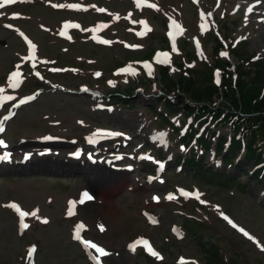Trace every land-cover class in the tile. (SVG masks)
<instances>
[{"label": "rangeland", "instance_id": "rangeland-1", "mask_svg": "<svg viewBox=\"0 0 264 264\" xmlns=\"http://www.w3.org/2000/svg\"><path fill=\"white\" fill-rule=\"evenodd\" d=\"M72 1L75 0H17L15 4L0 8V13H3L0 15V89H3L0 95L12 97L0 105V117L17 98L40 90L34 100L18 108L15 116L5 121L6 129L0 132V141L7 142L12 149V160L0 163V264H22L23 251L31 242H35L37 247L28 263L92 264L81 245L73 239L72 229L78 222L83 225L84 241L96 244L107 253L101 256L93 248L106 264H212L215 262L211 257L212 252L206 250L209 249L207 243L210 241L212 248L219 241L220 256L235 258L239 264H264V189L259 182L242 173L243 169L249 168L244 163L230 167L210 150L205 153L203 165L222 173H231L232 181L225 182V177L221 180L217 175L211 176L203 171L195 172L192 165L182 161L181 169L175 170L177 165L168 163L160 176L147 181L144 175L148 171L153 173L154 166L148 165L146 161H135L132 158L125 162L111 160L105 163L103 159L100 165H89L83 160L71 158L74 148L78 146L82 148L79 159L88 158L89 153L95 158L94 154L98 151L95 143L100 142V148L105 153L109 146L116 145L115 141L110 140L114 137V131H117L120 143L121 134L132 135L130 139H123L128 144L121 147V150L129 153L141 144V148L136 150L142 154L157 151L158 157L154 155L155 158L168 154L188 157L186 149L177 151L178 145L173 139L174 146L169 144L162 148L157 147L156 142L148 141L149 136L161 129L153 122L155 116L146 106L155 104L161 92L171 95L170 99L176 103L184 95L173 97L169 88L174 93L176 88L173 85L167 88L159 80L157 71L153 73L155 79L147 77L149 81H143V74L138 71L136 76L127 79L137 80V87L141 90L135 88L129 96L130 88L134 86L126 88L128 84L124 82L125 76L118 74L123 67L121 64H135L134 59L164 47L163 16L170 11L177 13L188 30V34L184 31L182 37V41H189L185 46H196L191 35L198 32L199 18L202 20L201 30H209L215 27L212 14L216 18L226 12L222 22H226L229 27L230 37L245 39L250 51L264 56V0H222L221 6L217 0H197L198 6L193 5L194 1L191 0H147V5H139L146 9L131 10V13L128 8L136 0H78L68 11L53 9L54 2L67 7ZM255 2L258 3L253 6ZM198 7L201 11L197 14ZM134 9H138L137 1ZM115 12L119 15H114ZM13 14L18 15L14 18ZM64 18L79 21L80 27L75 29L79 33L82 25H90L87 33L92 32L94 27L101 28L111 44L84 42L82 35L77 34L72 43L62 41L56 36V30ZM132 21L135 22L133 26L130 24ZM146 22H150L152 30L140 31L143 35H136V31ZM77 25L66 22L60 30L68 36ZM22 35L28 38V43L24 42ZM95 35L100 36L101 33ZM205 37L201 36L204 51L198 49V55L208 62L202 61L209 63L213 62L211 55L215 41L204 40ZM87 41L96 42L91 39ZM133 41H138L141 47L132 53L126 45ZM178 46L180 50L184 48L183 44ZM64 47L67 48L65 51L62 50ZM36 51L56 61L38 60L35 58ZM182 60L180 57L179 61ZM172 61L175 62V59ZM173 62L168 64L170 74L179 79V71ZM194 64L198 68L202 67V63ZM114 68L115 75L112 74ZM36 70L40 72L37 77L41 80L36 78ZM17 71L20 75L10 84L12 73ZM96 73H100L98 78ZM109 78L112 80L110 84L107 83ZM115 82L121 88L125 87L123 97L129 96L127 101L110 99L112 95L108 92ZM13 84L16 87H12ZM58 84L69 91L58 90L54 86ZM83 84L99 93L78 92L79 86ZM100 103L112 107L100 108ZM158 108H161L160 104ZM184 120V117L177 118L180 130L185 128ZM170 134L175 138L173 132ZM23 139L28 141L29 146L17 148ZM38 139H47L49 143L40 145ZM96 139L99 141L96 142ZM167 139L171 141L169 137ZM24 152L29 153L30 158L39 152L43 156L35 157H39V160L33 157L31 162L17 168L14 165ZM127 162H133L135 169L129 172L130 179L125 175L122 182L124 185L112 193L100 192L85 180L87 174L91 180L105 178V174L119 180L126 172H112L107 167H124ZM77 169L86 170V173L75 172ZM177 186H197L199 199L184 200L186 198L177 194ZM88 190L93 192L96 200L92 197L84 199L85 193L91 196ZM170 191L173 192L172 199H168ZM152 194L157 197L154 201ZM9 199H14L27 213L25 222L28 227H24L23 234L17 233V219L5 206ZM206 199L208 204L203 206ZM104 204L116 206L119 212L116 218L108 214ZM147 209L158 216V223L152 224L142 218L141 212ZM226 215L227 219H219ZM193 216L196 218H186ZM183 219L186 222L191 220L192 223H203V236L188 233ZM172 224H182V229L186 230L184 237L174 236L171 232ZM241 228L248 236L240 231ZM142 235L149 237L154 247L163 252V256L146 258L141 249L139 254H129L125 249L126 243ZM177 256H182L185 262L180 263Z\"/></svg>", "mask_w": 264, "mask_h": 264}, {"label": "trees", "instance_id": "trees-1", "mask_svg": "<svg viewBox=\"0 0 264 264\" xmlns=\"http://www.w3.org/2000/svg\"><path fill=\"white\" fill-rule=\"evenodd\" d=\"M235 57L238 61H246L249 56L245 52V45L234 49ZM228 64V62H227ZM256 70L251 76L243 70V63L237 66L238 77L234 85L226 73L223 74L224 83L221 87V97L223 103L217 108H211L204 102H212L218 95L217 87L212 83V75L204 76L201 71H191L189 77L182 76L180 79L181 88L187 91L201 105L188 106L184 108L191 113H206L213 115L214 119L222 124H228L232 131V139L224 157L232 160L240 151L242 145L240 139L244 140L243 160L248 163L258 165L264 161V60L255 64ZM168 106L173 108L170 102ZM220 136L217 139L218 151H222L223 140ZM205 139L199 137L198 143H204ZM260 170L252 173L255 178L261 177L259 181L264 184V172ZM226 176V180H230Z\"/></svg>", "mask_w": 264, "mask_h": 264}, {"label": "snow or ice", "instance_id": "snow-or-ice-1", "mask_svg": "<svg viewBox=\"0 0 264 264\" xmlns=\"http://www.w3.org/2000/svg\"><path fill=\"white\" fill-rule=\"evenodd\" d=\"M16 2H17V0H0V8H3L5 5L15 4ZM54 6H60V5H54ZM100 11L103 12L104 9H100ZM0 15H3V13H0ZM17 15H18V14H13V17L15 18ZM7 27H12V25H7ZM60 34H61V35H64L63 32H61ZM139 34H140V35H143V33H139ZM103 42H104V43H109V41H103ZM32 47L34 48L35 45H32ZM159 55H160V54H158V56H159ZM222 55H226V53H222ZM165 56H166V54H165ZM162 62H166V60H165V61H162ZM145 66L148 67L147 65H145ZM53 70H54V71H59V69H53ZM121 71H130V69H122ZM19 75H20V73H19L18 71L12 73V76H13V77H16V76H19ZM96 75L99 76L100 73H96ZM217 82H219V81L217 80ZM11 86H12V87H16L15 84H13V85H11ZM2 92H3V89H0V93H2ZM32 98H33V97H27V99H29V100L32 99ZM4 99L11 100L12 97H11V96H2V95H0V102H2ZM24 102H25L24 100H21V101H20L21 104H23ZM3 130H4L3 127L0 126V132H2ZM0 143H3V142L0 141ZM192 194H193V193L183 192V195H185V196H189V195H192ZM196 195H197V198L199 199V195H198V194H196ZM83 196H84V199H91V196H89L87 193L83 194ZM172 198H173L172 196H169V197H168V199H172ZM81 202H83V200H81ZM201 202L203 203V201H201ZM22 215H27V213H24V214H22ZM32 215H35V213H32ZM69 215H71V212H69ZM225 219H227V217H225ZM45 222H46V221H45ZM229 223H232V222L229 220ZM23 226H24L25 228L28 227L27 224H24ZM78 227H82V225H80V226H78ZM233 227H235V225H233ZM240 231H242V232L244 233L245 236H248V233L245 232L242 228L240 229ZM76 238H77V239H80L79 234H77ZM251 238H252V237H249V239H251ZM83 243L85 244V246H90V247H92V248L97 249V251L100 253L101 256L107 254V253H105V251H104L103 248H98L96 244H91V243H90L89 241H87V240L83 241ZM145 243H146V242H145ZM152 254H153V255H156L155 252H153Z\"/></svg>", "mask_w": 264, "mask_h": 264}, {"label": "bare ground", "instance_id": "bare-ground-1", "mask_svg": "<svg viewBox=\"0 0 264 264\" xmlns=\"http://www.w3.org/2000/svg\"><path fill=\"white\" fill-rule=\"evenodd\" d=\"M263 40V39H261ZM22 142H25L24 144H21L19 145L18 147L24 145V146H29L28 145V141L26 140H23ZM35 145V142L33 143ZM33 145V146H34ZM48 145V144H47ZM35 160H39L40 158L37 157V158H34ZM52 169V168H50ZM80 171H84V173H86V170H81V169H77L75 170V172H80ZM83 173V175H85ZM125 173L121 175V178L119 180H117L114 176H110V175H107L105 174L104 177L105 178H101V179H93L91 180L89 175H85V180L88 181L89 184H92V186L94 187V189H97L99 190L100 192H111L112 191H116L117 189H120L124 183H122L124 180H125ZM127 179H129V177H127ZM106 187V188H105ZM101 198V197H99ZM104 208H106L108 214L112 217V218H116L117 215H118V211H117V208L116 206H113V205H105L104 204ZM132 248V247H131Z\"/></svg>", "mask_w": 264, "mask_h": 264}]
</instances>
